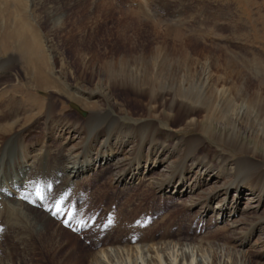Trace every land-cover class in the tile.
Masks as SVG:
<instances>
[{
    "label": "rangeland",
    "instance_id": "obj_1",
    "mask_svg": "<svg viewBox=\"0 0 264 264\" xmlns=\"http://www.w3.org/2000/svg\"><path fill=\"white\" fill-rule=\"evenodd\" d=\"M123 11L139 12L142 20H130ZM0 13L4 19L0 18V37L5 35V45L11 40L7 32L21 29L26 35L21 34L16 38L20 55L31 53L30 58L34 61L38 59L41 63L46 61L45 57L51 56V62L56 64L55 71L63 68L73 85L94 89L100 78L99 73L105 70L106 64L141 57L150 59L152 53L153 57H157L155 52L159 47L166 48L167 51H172L171 47H175L203 62L213 60V63H218L217 67L213 64L214 73L234 79L239 76L241 81L238 84H245L253 91H264V0H0ZM170 25L181 31L180 40L175 41L167 35ZM15 50L17 49L3 55L0 45V58L5 60L4 64L7 62L10 65L13 75L20 74L24 78L26 69ZM79 58H89L87 68L81 65ZM49 67L52 72L54 66ZM22 78L21 82H26ZM6 81L8 80L2 79L0 83L5 84ZM11 81L14 82L15 77ZM29 86L34 89V84ZM227 86L231 88L229 84ZM33 93L42 102L51 100L50 90ZM69 97L54 96L51 101L57 113L67 111L68 115L77 118L83 126L92 114L108 110L107 105L94 110L89 103L91 101L80 100L79 96L78 100H74L72 95L69 100ZM140 99L143 101L136 102L129 92L124 91H116L112 97L117 105L118 115L125 118L126 126H131L128 130L136 142L129 148L132 149V155L123 156L126 164L123 169L126 172L125 179L121 183L117 182L115 176L119 169L107 164L83 178L79 185H73L67 182V177L59 179L55 164L57 157L53 154L54 158L48 163L49 168L55 170L51 174L52 184H47L49 188L46 203L39 204L42 206L37 208L43 214L36 216L39 226H42L43 215H51L54 223L47 227V233H53V239L47 241L34 237L30 248L20 242L18 236L7 237L5 247L0 248V263L98 264L100 261V264H105L101 255H108V251H113L112 255H108L109 264H137L135 251L139 248L149 250L167 246L173 247L169 254L172 259L176 258V264H208L212 260L213 251H220L230 245L227 240L231 233V219L239 214L230 219H217L214 214L201 215L207 198L203 204L194 205L190 203L188 193L174 195V188L179 180L176 182L171 177L164 178L171 183L170 188L161 191L158 185L161 186L159 182L164 180L156 179L161 178L162 166H150L153 169L145 171L144 165L153 149L161 153L163 150L172 153V161L177 164L189 158L192 162L194 160V164H199L196 161L200 159L208 167L219 170H222L224 164L221 161L218 163L221 166L217 165L219 156L229 158L239 166H242L240 161L243 156L216 140H209L207 144L200 146L197 139L201 137L197 136V131L175 132L174 140H170L166 126L161 122L155 127L160 129V133L150 131L144 124V121H150L147 120L149 107L144 98ZM72 103L83 112L80 113ZM36 112L38 108L30 115L36 117ZM21 118L26 120L28 117L21 112L20 120ZM43 118L44 116L30 122V130L33 131L29 133L31 138L41 132V125L39 127L38 123H42ZM250 143L253 142L250 140ZM191 147H198L197 153ZM58 150L61 151L62 147L57 140H53V153ZM58 163L61 167V161L58 160ZM139 165L141 175L131 181L130 175L139 171L136 170ZM234 178H242V174L236 172L231 179ZM189 181L186 178L183 183ZM233 198L235 199L231 194L230 199ZM241 198L243 200L240 206L243 207L247 201L246 193ZM217 205L218 199L212 200L208 206L214 208ZM253 216L264 217V208ZM66 217L71 225L80 229L78 233L59 223ZM258 239L255 236L251 244H259ZM258 251L263 255L262 249ZM259 252H252L254 260L260 259L256 255ZM182 253H190L192 256L180 260Z\"/></svg>",
    "mask_w": 264,
    "mask_h": 264
},
{
    "label": "bare ground",
    "instance_id": "obj_2",
    "mask_svg": "<svg viewBox=\"0 0 264 264\" xmlns=\"http://www.w3.org/2000/svg\"><path fill=\"white\" fill-rule=\"evenodd\" d=\"M123 12L130 20H142L139 12ZM0 18L3 19L1 13ZM167 30V35L173 40H180V30L171 25ZM7 33L11 40L5 45V35L4 38L0 37L1 54H9L16 48L15 52L23 61V68L26 69L24 73L26 77L22 78L18 73L13 75L10 72V65L8 66L7 62L4 64L5 60L0 58V81L8 80L5 84L0 83V126L3 125L0 127V248L5 247V239L11 236L12 238L18 236L19 241L30 248L34 237L47 241L53 239L51 238L54 236L53 233L52 235L47 233V227L54 223L51 215H43L42 226H39L36 217L38 214H43L37 211V208L40 209L42 206L39 204H45L47 201L49 188L47 184L51 183V174L55 171L48 166L49 161L54 158L53 154L57 157L55 164L59 179L67 177V182L73 185H79L83 178L107 164L114 166L115 169H121L115 172L117 182L121 183L125 179L126 172L123 169L126 164L123 156L130 154L132 149L129 148L136 142L128 130L131 126L125 125V118L118 115L117 105L112 100L114 92L124 91L129 92L136 102H141L143 100L140 98H144L149 107L147 120L151 121H144V124L150 128V131L160 133V129L155 128L159 122L166 126L170 140H174L175 132L197 131V136L201 137L197 139L200 146L207 144L209 140H216L227 144L243 156L240 161L242 166L233 163L229 158L219 156L217 165L221 166L218 163L224 162L222 170H219L208 167L200 159L196 161L200 162L199 164H194V160L192 162L190 158L177 164L172 161V153L163 150L164 155H162L160 150L158 152L153 149L146 158L147 163L144 168L145 171H150L153 169L150 166H162L161 178L156 179V181L164 180L159 182L161 186L158 185L161 191L170 188L171 183L164 178L171 177L176 182L179 180L177 187L174 188V195L188 193L190 203L194 205L203 204L207 198L208 201L202 207L205 209L201 210V215L214 214L217 219H230L239 214L231 219V233L227 240L230 245L221 248L220 251L218 249L213 251L212 260L208 264H264V217L253 216L264 208L263 90L253 91L245 84H238L241 81L238 79L239 76L234 79L214 73L213 60L203 62L182 51L183 55L175 47H171L172 51L159 47L155 52L157 57H153L154 53H152L150 59L141 57L121 60L117 64H106L105 70L99 73L100 78L94 90L79 84H71L63 68L55 71L56 64L54 61L51 62V56H44L46 61L43 60L45 62L41 63L38 59L32 60L31 53L20 55L16 38L21 34L25 36L26 33L21 32V29ZM88 59L79 58L84 68L88 67L90 62ZM49 65L54 66L52 72L49 71ZM214 65L217 67L218 63ZM13 77H15L14 82L11 81ZM21 78L26 82L22 83ZM30 84H34V89L30 88ZM12 90L15 93H12ZM47 90L52 93L51 100L54 96L66 95L70 97L72 95L74 100H78L77 96H79L80 100L91 101L89 103L93 105L94 110L106 105L108 110L92 114L83 126L77 118L68 115L67 111L57 113L51 100L42 102V99L33 93H44ZM72 105L80 113L83 112L75 104ZM37 108L36 117L30 115L31 112L37 111ZM21 112L28 117L26 120L22 118L20 120ZM42 116H44L43 122L38 123V126L41 125L39 126L41 132L35 138H31L30 122ZM53 140L59 142L61 151L53 153ZM197 149L198 147L193 149L194 153H197ZM58 160L61 161L62 168L59 167ZM138 167L136 170L139 171L134 169L136 172L130 175L131 181L141 175V166ZM236 172L242 174V178L231 179L235 177ZM186 178L190 180L189 183H183ZM164 186L166 187L162 189L161 187ZM243 187L245 190H242ZM244 193L247 201L241 207L243 200L241 197ZM231 194L235 199H230ZM217 199L216 207L208 206L212 200ZM255 236L259 237V244L253 245L251 243ZM172 249L173 247L167 246L149 250L139 248L135 251L137 264H176V258L172 259L169 254ZM258 249H262L263 255ZM252 252H259L256 255H259L260 259L254 260L255 255H252ZM107 253L112 255L113 251ZM105 254L101 255L102 262L109 264L108 255ZM190 256H192L190 253H182L180 260Z\"/></svg>",
    "mask_w": 264,
    "mask_h": 264
},
{
    "label": "snow or ice",
    "instance_id": "obj_3",
    "mask_svg": "<svg viewBox=\"0 0 264 264\" xmlns=\"http://www.w3.org/2000/svg\"><path fill=\"white\" fill-rule=\"evenodd\" d=\"M58 211V210H57Z\"/></svg>",
    "mask_w": 264,
    "mask_h": 264
}]
</instances>
